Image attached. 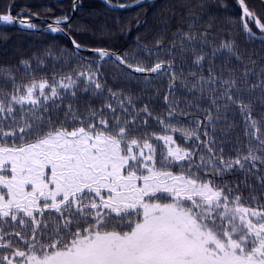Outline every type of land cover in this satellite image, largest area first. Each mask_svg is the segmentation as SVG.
<instances>
[{"label":"snow or ice","instance_id":"6c2138e0","mask_svg":"<svg viewBox=\"0 0 264 264\" xmlns=\"http://www.w3.org/2000/svg\"><path fill=\"white\" fill-rule=\"evenodd\" d=\"M236 3L245 42L264 47V13ZM216 5H165L157 34L121 53L73 35L107 19L74 27L64 12L47 28L70 48L0 64V264H264V64L231 32L217 43ZM13 6L0 24L38 27Z\"/></svg>","mask_w":264,"mask_h":264},{"label":"trees","instance_id":"16d2710c","mask_svg":"<svg viewBox=\"0 0 264 264\" xmlns=\"http://www.w3.org/2000/svg\"><path fill=\"white\" fill-rule=\"evenodd\" d=\"M115 3H128L131 0H113ZM250 7L255 6L258 14L264 13V9L259 7V0H246ZM179 0H153L146 4L144 7L134 6L130 9H117L115 13L106 10L105 4L101 0H83L81 8L75 12L72 17L73 25L81 21L94 22L99 24L107 19L109 32L101 35L97 29L95 35L89 33L84 35H73L75 38L87 45L88 47H102L109 48L113 51L127 50L129 52L136 48L135 39L137 36L144 40L146 37H151L157 34L161 25L162 10L165 5L171 6L178 4ZM72 0H0V13H3L9 5H14L11 8V13L15 17L21 11H31L39 13L41 18H50L54 20L55 17L61 16L64 12H71ZM226 5V7H224ZM51 9V12L48 9ZM64 10V11H62ZM180 11L179 7L176 12ZM218 17L216 23L217 43L219 37L226 36L231 32V36L235 39L241 47L245 58L252 54L253 59L257 60L258 64H264V47L261 46L259 40L251 43L245 42V36L240 31L239 17L241 10L236 3V0H217V5L211 9ZM119 16L121 25L126 29L123 33L120 28L116 27L113 23V17ZM26 17V16H20ZM137 20L140 21L137 24ZM38 26H44L48 22L46 20L34 22ZM182 26L178 19L172 21V28L169 31H175L176 27ZM254 31H257L253 28ZM6 37V38H5ZM71 47L68 38L62 34H50L39 31L22 30L16 25L5 26L0 25V64H15L19 59H27L34 53L42 56L47 48L50 46H65ZM259 53L260 55H255ZM88 58H92L95 54L84 53ZM164 58V57H161ZM52 60L48 58L47 70L49 73L53 71ZM251 66V65H249ZM59 71V68L56 69ZM104 71L107 75L115 71L114 66L109 62L104 66ZM166 81L163 83H156V87L160 89L161 97L164 94ZM109 86L112 85L109 79ZM138 88H133V92H138ZM151 93H149L150 95ZM147 102V100L143 101ZM155 110L160 112L162 110V101H153ZM239 124V122H237ZM151 131H159V128L153 124ZM236 133H240L242 137V127H237L236 131L232 134L235 137ZM226 154L227 151H226ZM228 180H233L232 176L226 177Z\"/></svg>","mask_w":264,"mask_h":264},{"label":"water","instance_id":"95a60500","mask_svg":"<svg viewBox=\"0 0 264 264\" xmlns=\"http://www.w3.org/2000/svg\"><path fill=\"white\" fill-rule=\"evenodd\" d=\"M102 2H103V0H101ZM150 1H153V0H142V3L143 4H146V3H148V2H150ZM128 3H131V2H128ZM134 6H137V5H135V4H133V6L132 7H134ZM74 14H75V12L73 13H71V16L73 17L74 16ZM19 19H28V17H24V18H19ZM42 20H46L48 23H52V19H50V18H41V17H39V18H33L32 19V22H34V21H42ZM0 25H2V24H0ZM16 26H18L20 29H22V30H29V31H40V32H45V33H51L50 31H48V28H47V25L46 26H44V27H37V28H35V29H25V28H22V27H20L19 25H16ZM51 34H57V33H51ZM58 34H62V35H64L65 36V34L63 33V32H60V33H58ZM258 35H259V33H257ZM115 52H117V53H119L118 51H115ZM83 53H91V52H86V51H82V54ZM94 54V53H93Z\"/></svg>","mask_w":264,"mask_h":264},{"label":"flooded vegetation","instance_id":"af4514ba","mask_svg":"<svg viewBox=\"0 0 264 264\" xmlns=\"http://www.w3.org/2000/svg\"><path fill=\"white\" fill-rule=\"evenodd\" d=\"M236 120H237V122H239V117L238 116L236 117Z\"/></svg>","mask_w":264,"mask_h":264}]
</instances>
